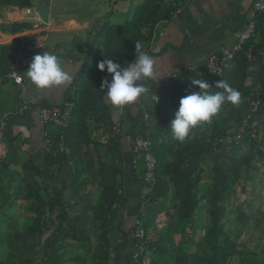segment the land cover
<instances>
[{
	"label": "trees",
	"instance_id": "1",
	"mask_svg": "<svg viewBox=\"0 0 264 264\" xmlns=\"http://www.w3.org/2000/svg\"><path fill=\"white\" fill-rule=\"evenodd\" d=\"M30 4V0H0V7L17 6L23 9ZM174 10L175 6H171L167 0H143L130 19L117 24L104 23L95 29L94 36L84 49L85 57L80 71L65 93L64 101H73L75 108L69 126L61 131L64 149L55 151L60 136V131H55L51 151L44 154L45 165L37 167L33 173V176L44 179L42 185L37 183L35 177L25 175L16 178V173L11 171V205H0V224L5 223L0 231V264H229L235 256L238 264H251L247 252L239 248L223 227L222 218L226 209L222 204L233 194V185L238 178L242 174L248 177V173L255 168L253 161L264 157L262 141L255 130L256 138L230 145L219 154L213 153L212 144L222 132L238 127L245 113V98L251 93L244 86L247 75L245 62L258 60L260 66L259 54L264 37V16L261 13L255 15L260 41L250 52L247 51L250 42L246 43L225 66L221 76L231 79L242 96L241 104L223 119L222 128L201 130L199 126L185 142L180 143L173 138L169 124L181 99L167 101V98H163L158 103L152 101L151 95L150 103L149 99H145L148 122L142 123L133 138H151L157 166L156 183L149 189L145 209L138 215L147 237L142 253L139 250L141 241L132 235L137 228L136 223L131 228L125 227L127 217L120 208L126 206L129 169L121 138L111 119L113 107L104 101L106 89L101 90L102 82L105 79L110 82L112 76L106 69L100 71L97 65L103 59H111L128 66L136 59L137 41L143 45L137 55L147 53L154 26L171 18ZM30 28L31 24L27 22L9 25L12 33H21ZM33 38L31 34L18 35L1 48L0 77L10 70L15 50ZM201 77L207 81L209 76L205 72ZM257 81L264 88L261 66ZM125 109L126 106L122 114ZM13 122L11 118V125ZM3 135L8 143V151L0 158V202L10 194L4 183L9 165L18 162L15 136L8 124L3 129ZM209 163L210 182L200 195L199 184L204 166ZM65 169L71 171L70 177L59 179ZM94 183L99 188L98 198L92 205L91 221L96 240L83 242L80 241L77 227H68L66 222L78 202L79 194ZM67 190H70L69 196L65 197ZM170 191L173 198L172 212L169 214L171 231L182 233L177 243L172 240L170 231H161L155 224L157 213L163 206L160 204L161 198ZM201 196L206 201L209 219L203 236L194 242L191 236L186 235L193 231L188 232V226L197 227L195 215L200 209ZM25 204H29L25 210L26 222L19 230L12 224L11 212ZM178 225H181L180 228ZM47 233L70 240V246L81 251L70 259L64 258L61 245L52 244L49 247L45 239ZM191 244L194 249L190 248ZM38 246L40 253L35 252ZM3 248H7L4 257L1 254ZM148 254L151 259L145 263Z\"/></svg>",
	"mask_w": 264,
	"mask_h": 264
},
{
	"label": "crops",
	"instance_id": "2",
	"mask_svg": "<svg viewBox=\"0 0 264 264\" xmlns=\"http://www.w3.org/2000/svg\"><path fill=\"white\" fill-rule=\"evenodd\" d=\"M35 1L30 0V6L23 9L17 6L0 7L3 9L0 11V50L10 44L14 37L22 34H31L34 40H42L45 43V47L35 51L31 60L24 64L21 70L22 86L15 84L10 78L0 77V158L4 157L8 151V143L3 135V129L8 124L12 135L15 136L14 146L18 161L17 164L9 165L4 183L10 194L5 201L0 202V205H11V171L16 173V178L25 175L28 178L35 177L38 180L37 183L42 185L44 179L33 176V173L37 167L45 165L44 132L54 133L55 128L40 122L38 108L48 107L65 100V93L70 89L73 80L80 71L85 57L84 49L87 48L94 36L95 29L106 23L109 19L108 16L111 15V13H106L107 7L97 11L91 9L88 14H85L79 11L83 6L80 0L72 2L71 0H46L41 4L39 0L37 4ZM254 1L167 0L171 6H175V10L172 12L171 18L160 21L154 26L153 36L146 53L155 60L158 75L165 76H162L158 81H146L151 90L149 95L137 104L126 105V111L123 114L121 113L123 107L111 104L113 107L111 119L113 124L119 128V137L129 169L126 206L120 208L127 217L126 229L133 227L134 223L139 221L138 215L144 210L142 205L146 204L148 198L149 189L141 180L143 165L141 163L136 166L132 165L133 153L131 149L134 133L140 129L143 122L145 124L148 122L145 118V99H149L150 103V95L157 87L165 83L172 84L175 95L179 99L200 91L198 85L192 84V80H204L201 76L206 72L205 59L209 52L219 51L238 42L251 18ZM8 7L16 11L18 16H9L5 10ZM17 21L27 22L31 24V28L21 33H12L9 25L11 22ZM2 27L8 29L3 30ZM43 52L56 54L63 60L64 70L72 76L71 83L49 89H38L33 84L27 71L33 57L37 54L42 55ZM245 65L247 75L244 86L250 90L249 95L263 89L261 108L252 121V126L257 131L264 148V88L257 81L260 66L258 60L254 59L247 60ZM185 67L189 69L183 72ZM249 67H253L255 70L249 71ZM174 74L177 75L175 81L172 80ZM221 81H226L235 88L231 79L209 76L207 82L212 87L209 91H220L216 85ZM104 101L110 104L106 99V92ZM23 105L25 108H21ZM238 105L226 104L211 123L201 125L200 129L222 128L223 119ZM11 118L14 121L12 125ZM70 173V170L65 169L59 177L66 180L70 177ZM89 187L90 185L83 190V197L86 196L85 193H88ZM229 198V205H233L234 195ZM205 203L206 201L202 200L199 205ZM160 204L163 206L162 210L157 213L156 221L163 225L166 224L169 214L172 212V191L166 197L161 198ZM161 230L166 231L164 228Z\"/></svg>",
	"mask_w": 264,
	"mask_h": 264
},
{
	"label": "rangeland",
	"instance_id": "3",
	"mask_svg": "<svg viewBox=\"0 0 264 264\" xmlns=\"http://www.w3.org/2000/svg\"><path fill=\"white\" fill-rule=\"evenodd\" d=\"M46 0H39V3H44ZM74 0H71V2ZM83 3L82 8L79 10L88 14L91 9L97 11L98 9H103L107 7L106 13H111L108 16V21L106 23H119L125 22L130 19L135 8L142 3L143 0H80ZM38 0L35 1L37 4ZM3 9L0 8V11ZM20 21V20H19ZM17 21V22H19ZM13 23V22H11ZM95 27V25H93ZM151 120V119H150ZM154 132V129H152ZM165 134H162V136ZM165 137V136H163ZM264 158V157H263ZM262 158V159H263ZM255 159L253 161L254 169L251 173H248L249 176L246 177L245 174H242L236 183L233 185V194L234 201L233 205H229V199L224 201L222 204L225 209V216L222 218V223L224 229L229 232L232 239L238 243L239 248L247 252L250 257L251 264H260L264 263V160ZM211 163L204 166V173L202 174V180L199 184V194L205 192L210 179L208 175V169ZM204 178V179H203ZM59 179H61L59 177ZM142 179V176H141ZM38 182V180H36ZM41 181V180H40ZM70 190L65 192V197L69 196ZM84 194L81 192L79 194L78 202L74 210L69 213L66 226L68 227H77L78 234L80 235V241H95L96 231L92 227V217L93 209L92 205L96 202L99 195V188L97 184H91L89 187L88 193ZM201 196L200 200H203ZM29 204L19 205L11 212L12 224L15 225L16 229L22 230L25 224V210L28 208ZM89 206V207H88ZM91 206V208H90ZM200 208L196 212L197 227L193 228L188 226V232L192 231L186 236H191V239L194 242L198 241L204 234L207 223H208V214H207V205H200ZM81 208L82 210H79ZM142 208L145 209V205H142ZM156 228L161 230V228L170 231L172 240L177 243L181 237L182 233L172 230V222L169 218L167 219L166 224L163 225L155 222ZM181 225H178L180 228ZM5 227V223L0 224V231ZM95 231V232H94ZM163 231V230H161ZM47 233L45 239L48 240L49 247L52 244L56 246L61 245V251L63 257L70 259L73 256L79 254L81 250L73 249L69 243L70 240L65 238H58L56 236H48ZM151 237V235H150ZM49 238V239H48ZM191 249H194V245H190ZM40 247L38 246L35 249L36 253H40ZM7 253V248H3L1 251L2 256L4 257ZM150 254L145 257V263L150 261ZM229 264H238L237 257L235 256L230 260Z\"/></svg>",
	"mask_w": 264,
	"mask_h": 264
},
{
	"label": "built area",
	"instance_id": "4",
	"mask_svg": "<svg viewBox=\"0 0 264 264\" xmlns=\"http://www.w3.org/2000/svg\"><path fill=\"white\" fill-rule=\"evenodd\" d=\"M261 13L264 16V0H255L253 3L252 15L246 26L245 31L241 34L238 42L229 47L222 48L219 51H211L205 59V70L208 76L219 78L223 75L225 66L230 63L237 54L241 51L242 47L250 42L248 52L254 47L256 43L260 41L259 32L257 30L255 15ZM38 22V21H37ZM45 43L42 40H29L28 43L22 44L15 50L13 54V62L8 73L4 76L10 78L15 84L23 85V75L21 70L24 64L28 63L35 51L40 48H44ZM260 66L264 74V37L262 39V48L260 50ZM189 68L185 67L183 72L188 71ZM177 75L174 74L172 80L175 81ZM1 80V79H0ZM263 89L256 91L255 93L248 95L245 98L246 109L245 113L240 121V124L235 129L222 132L220 135L214 138L212 144L213 153L219 154L224 151L230 145L238 143L247 138H256L257 134L252 126V121L260 111L262 104ZM163 98H167V101L171 99H178L175 95L174 88L171 83H165L160 87H157L156 91L151 94L153 102L158 103ZM21 108H25L23 105ZM75 103L71 100L63 101L58 104H53L48 107L38 108L39 120L43 125H50L55 128V131H60L58 137V148L55 151L63 150L64 144L62 140L61 131L67 128L72 120L73 110ZM148 115L145 114V118ZM115 131L119 133V128L114 125ZM54 133L44 132V151H51V145L53 139L56 137ZM1 134V131H0ZM132 152L134 154L132 165L136 166L138 163L143 165L142 179L148 189L156 183V166L157 158L153 151V142L150 137L136 136L131 140ZM54 154L56 152H53ZM136 230L133 232V237L138 241H141L139 248L140 253L143 252V245L147 240L145 231L140 222H136Z\"/></svg>",
	"mask_w": 264,
	"mask_h": 264
},
{
	"label": "clouds",
	"instance_id": "5",
	"mask_svg": "<svg viewBox=\"0 0 264 264\" xmlns=\"http://www.w3.org/2000/svg\"><path fill=\"white\" fill-rule=\"evenodd\" d=\"M142 47L139 41L135 42L136 59L129 62L128 66H122L111 59H103L97 65L100 71L106 69L112 76L110 82L107 79L102 82L101 90H107L106 99L113 106L122 108L137 104L151 91L147 82L158 81L165 76L158 75L156 62L151 55L143 52L137 55ZM248 70L255 69L249 67ZM27 75L38 89L66 86L72 81V76L64 70L63 60L49 52L33 57ZM192 84L198 85L200 91L181 98L178 110L169 124L173 138L180 143L185 142L195 128L211 123L226 104L235 106L242 102L241 93L226 81L218 82L216 88L220 91L215 92L209 91L212 87L207 81L194 79Z\"/></svg>",
	"mask_w": 264,
	"mask_h": 264
},
{
	"label": "bare ground",
	"instance_id": "6",
	"mask_svg": "<svg viewBox=\"0 0 264 264\" xmlns=\"http://www.w3.org/2000/svg\"><path fill=\"white\" fill-rule=\"evenodd\" d=\"M6 10V12H7V14L9 15V16H18V14L16 13V11H14L11 7H8V8H6L5 9Z\"/></svg>",
	"mask_w": 264,
	"mask_h": 264
}]
</instances>
